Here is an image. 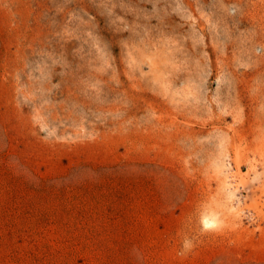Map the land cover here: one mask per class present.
<instances>
[{
	"label": "rangeland",
	"instance_id": "obj_1",
	"mask_svg": "<svg viewBox=\"0 0 264 264\" xmlns=\"http://www.w3.org/2000/svg\"><path fill=\"white\" fill-rule=\"evenodd\" d=\"M0 264H264V0H0Z\"/></svg>",
	"mask_w": 264,
	"mask_h": 264
},
{
	"label": "bare ground",
	"instance_id": "obj_2",
	"mask_svg": "<svg viewBox=\"0 0 264 264\" xmlns=\"http://www.w3.org/2000/svg\"><path fill=\"white\" fill-rule=\"evenodd\" d=\"M235 178L236 177L234 176V174L230 173L223 180V186L226 187L228 190H230L229 196L231 198L235 196L234 191L237 188V179ZM238 203H239V200H238ZM202 221L205 227H212L219 223V218L216 213H206L204 214Z\"/></svg>",
	"mask_w": 264,
	"mask_h": 264
}]
</instances>
